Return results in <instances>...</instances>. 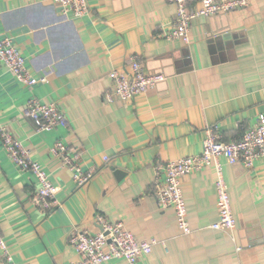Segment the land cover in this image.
Wrapping results in <instances>:
<instances>
[{
    "label": "crops",
    "instance_id": "crops-1",
    "mask_svg": "<svg viewBox=\"0 0 264 264\" xmlns=\"http://www.w3.org/2000/svg\"><path fill=\"white\" fill-rule=\"evenodd\" d=\"M248 1L194 19L186 44L165 35L177 10L166 0H88L79 18L52 0H0V39L13 38L34 76L48 74L28 87L0 61V126L58 188L53 211L36 206L35 176L15 166L0 138V231L13 261L0 264L76 263L69 235L98 231V215L159 241L138 264H264V158L251 169L221 159L237 220L231 233L211 228L219 219L215 167L182 179L189 234L154 193L156 165L200 154L210 126L240 139L264 109V0ZM133 57L166 80L131 101L107 102L112 73H131ZM32 97L56 103L68 124L38 130L24 116ZM57 140L80 151L93 175L86 185L52 156Z\"/></svg>",
    "mask_w": 264,
    "mask_h": 264
},
{
    "label": "built area",
    "instance_id": "built-area-1",
    "mask_svg": "<svg viewBox=\"0 0 264 264\" xmlns=\"http://www.w3.org/2000/svg\"><path fill=\"white\" fill-rule=\"evenodd\" d=\"M176 4L174 28L165 35L170 39L191 42V25L197 17H210L237 10L248 5V0H166ZM61 8L67 17L72 13L81 17L88 12V0H52ZM164 35V33H163ZM0 61L12 72L23 85L33 87L38 82H45L43 77L34 76L25 65V58L10 36L0 39ZM131 73H112L114 87L105 94V100L114 103L117 100L126 102L140 94L147 93L160 82L166 80L163 73L148 72L142 61L133 57ZM24 116L30 119L38 130H50L66 126L68 119L56 103H44L32 97L24 108ZM0 138L19 170L30 171L36 178V189L32 202L44 211H53L58 202V188L51 182L43 165L32 158L30 151L6 127L0 126ZM59 165L72 171L78 186L86 185L93 177L81 168L80 151L69 147L62 140H57L50 149ZM264 158V109L258 115L256 123L248 127L240 139L227 140L217 127L206 128V138L200 154L169 160L155 166L154 193L162 208H173L177 224L184 234L192 230L188 221V209L182 188L183 177L204 170L207 167L216 169V189L218 197L219 219L211 228L233 232L237 220L232 209L231 194L225 179L221 159L229 164H241L251 169L256 162ZM109 159L106 157L105 161ZM99 230L91 232L74 227L69 235L79 256L76 263L70 264H106L117 259H126L130 264H138L141 257L152 253L159 241L139 240L128 230L123 222H112L104 215L96 217ZM0 257L6 263H12V257L4 236L0 231Z\"/></svg>",
    "mask_w": 264,
    "mask_h": 264
}]
</instances>
